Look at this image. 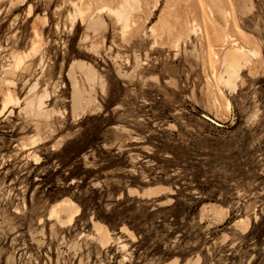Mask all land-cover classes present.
Returning <instances> with one entry per match:
<instances>
[{
	"label": "rangeland",
	"instance_id": "rangeland-1",
	"mask_svg": "<svg viewBox=\"0 0 264 264\" xmlns=\"http://www.w3.org/2000/svg\"><path fill=\"white\" fill-rule=\"evenodd\" d=\"M72 1L0 0V109L21 100L0 113V264H264V0H213L214 17L208 0H138L125 32L97 10L121 0H83L96 36L71 30ZM233 44L257 55L230 90ZM82 62L102 81L81 107ZM44 88L36 130L22 109Z\"/></svg>",
	"mask_w": 264,
	"mask_h": 264
},
{
	"label": "bare ground",
	"instance_id": "bare-ground-1",
	"mask_svg": "<svg viewBox=\"0 0 264 264\" xmlns=\"http://www.w3.org/2000/svg\"><path fill=\"white\" fill-rule=\"evenodd\" d=\"M12 1H14V0H12ZM78 1L79 2L72 1L70 3V6L72 9H70L69 13L67 12L68 18L70 20L71 30L75 27L76 22H80V23L86 25V27H87L86 29L95 30L97 32L100 29V27L104 26V21H102L99 14L105 13V14H107L106 16H108L109 19L115 25L119 26V28L121 29L122 32H125L131 23L130 20H132L131 19V17H132L131 13H133L132 11L135 10L136 8H139V6L141 5L139 3L140 0L139 1L138 0H121V2L118 4V6L116 8L110 7L109 5H103V6H101V8L99 7L100 9L99 8L97 9L99 14H96L92 20L91 19L88 20V18L87 19L85 18V15L88 12L86 10H83L85 8L84 3L82 2L83 0H78ZM208 1H209L208 2L209 9L211 8V13L214 17L216 11L212 7L213 6L216 7V5H217V4H215L216 1H214V2H213V0H208ZM87 6L90 7V5H87ZM217 10H218V8H217ZM137 11H139V10H137ZM150 32L154 33V29L151 28ZM190 34H195V29H191L190 31H188L185 34V36L188 37ZM34 36H36L35 38H37V37H39V34L37 32H35ZM85 37L87 38V36H85ZM227 37H229V36H227ZM154 39H153V41H154ZM178 39H180V38H178ZM177 42H180V41H177ZM40 44H41L40 41L34 40L31 43V47L29 48L28 53H26L24 55L12 54V56H11V63L12 64L10 66L11 71H9V73H12L18 69H26L27 63L29 61H33V60L37 59ZM236 45H238V44H236ZM177 48H178V46H177ZM254 55H257V52L255 50L245 49V47H243V46H235L233 44L229 49H227L223 53L222 60H221L222 70L217 75L218 82L221 85L229 88L230 90H235L237 88L236 80L240 76L241 69L243 68V66L245 64H247L249 61H251L250 56L253 57ZM39 60L42 63L43 62V56H41ZM73 64H71V67L69 68V71L67 72L68 77L72 81V87H73V97H71V98H73L72 99L73 104H75V105H77L76 101H78V100L80 101L81 106L83 103H85V105H86L87 103H89L93 100L92 91L94 90V86L98 82L101 83L102 78H100L98 73L87 68L86 64H82L81 66H79L80 65V63H79L78 66L77 65L76 66L78 68H81V72H82V69L85 70L81 73V74L84 73L83 76H85V78H84L85 86L81 87L79 85V79L77 78V71H76L77 68L75 66H72ZM45 71H46L45 69H42V74L43 73L45 74ZM2 83L10 85L12 83V81L5 78V79H2ZM29 89H30V93L36 92L39 89V84L35 82L31 85V88H29ZM27 97H29V95ZM27 97H26V99H27ZM49 97H50V94H49L48 90L44 88V89H41L40 92L36 96L30 97L27 101L25 100L26 103H25L24 108L22 109L23 113L26 116H28L30 119H33V120L35 119L34 123L36 126V130L37 129L40 130L41 127L46 123V121L54 114L53 113L54 111H51V110L46 108L45 103H46V100L49 99ZM20 101H21L20 98L17 97L12 91H7L2 97L1 109H0L1 115L9 107H13V108L18 107L20 104ZM46 129H48V128L46 127ZM50 134H52V133H50ZM40 138H41L40 132H37L34 140L39 141ZM28 143L30 144V142H28ZM28 143L25 145H28ZM26 148H27V146H26ZM38 160H39V158H38ZM56 210H57V208L51 209L49 211V214H48L49 218H52V219L54 218L60 225L66 226L63 222L60 221V217H59L60 213H58L59 210L58 211H56ZM40 222H41V220H40ZM71 224L72 223H70L69 225H71ZM120 246L123 250H125L127 247V245L125 243H121Z\"/></svg>",
	"mask_w": 264,
	"mask_h": 264
},
{
	"label": "crops",
	"instance_id": "crops-1",
	"mask_svg": "<svg viewBox=\"0 0 264 264\" xmlns=\"http://www.w3.org/2000/svg\"><path fill=\"white\" fill-rule=\"evenodd\" d=\"M239 1H241V2H245L246 0H239ZM78 23V22H77ZM82 24V23H81ZM76 26V25H75ZM86 26V25H85ZM87 28V27H86ZM100 29H102V27H100ZM100 29L96 32L95 30H90L89 29V31H92L94 34V36H96L98 33H99V31H100ZM85 36H87V38L86 37H84L85 38V40H87L88 38H89V36L88 35H85ZM82 64H85V63H80V65L79 66H81ZM83 70V69H82ZM84 78H85V76H84ZM82 107V106H81ZM81 107H79V108H81Z\"/></svg>",
	"mask_w": 264,
	"mask_h": 264
}]
</instances>
